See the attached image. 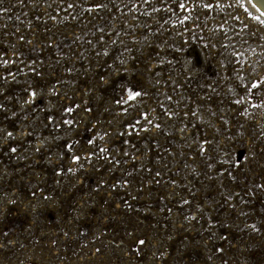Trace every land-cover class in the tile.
<instances>
[{
    "label": "rangeland",
    "instance_id": "1",
    "mask_svg": "<svg viewBox=\"0 0 264 264\" xmlns=\"http://www.w3.org/2000/svg\"><path fill=\"white\" fill-rule=\"evenodd\" d=\"M0 9V264H264L248 0Z\"/></svg>",
    "mask_w": 264,
    "mask_h": 264
},
{
    "label": "bare ground",
    "instance_id": "2",
    "mask_svg": "<svg viewBox=\"0 0 264 264\" xmlns=\"http://www.w3.org/2000/svg\"><path fill=\"white\" fill-rule=\"evenodd\" d=\"M264 17V0H248Z\"/></svg>",
    "mask_w": 264,
    "mask_h": 264
},
{
    "label": "snow or ice",
    "instance_id": "3",
    "mask_svg": "<svg viewBox=\"0 0 264 264\" xmlns=\"http://www.w3.org/2000/svg\"><path fill=\"white\" fill-rule=\"evenodd\" d=\"M97 7H99V5H97ZM0 11H2V9H0ZM137 95H139V93H137V92H130L128 98L129 99H132V98H134ZM66 110H70V109H66ZM69 123H70V121H69ZM8 135L11 136V133H9ZM73 159H77V158L76 157H73Z\"/></svg>",
    "mask_w": 264,
    "mask_h": 264
}]
</instances>
